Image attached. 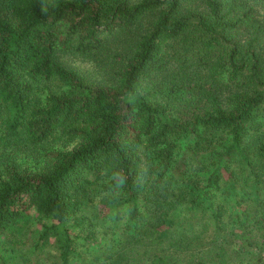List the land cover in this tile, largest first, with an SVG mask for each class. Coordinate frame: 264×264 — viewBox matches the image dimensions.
Here are the masks:
<instances>
[{
	"label": "trees",
	"instance_id": "trees-1",
	"mask_svg": "<svg viewBox=\"0 0 264 264\" xmlns=\"http://www.w3.org/2000/svg\"><path fill=\"white\" fill-rule=\"evenodd\" d=\"M33 223L50 264L264 249V0H0V245Z\"/></svg>",
	"mask_w": 264,
	"mask_h": 264
},
{
	"label": "rangeland",
	"instance_id": "rangeland-1",
	"mask_svg": "<svg viewBox=\"0 0 264 264\" xmlns=\"http://www.w3.org/2000/svg\"><path fill=\"white\" fill-rule=\"evenodd\" d=\"M65 61L72 66L81 68L89 71L91 74H101V70L98 66L91 61L82 60L73 56H66ZM225 206L229 208V211L234 209L235 205L232 199H223ZM105 213V212H104ZM39 227L37 223L29 225L27 231L21 235L22 241L9 246L6 243L3 244L1 241L0 245V264H50V258L47 255V251L44 250L42 253L37 254L36 251L31 250V241L36 237L35 228ZM239 230H237L238 232ZM254 237L250 240V243L241 244V239H235L231 242H225L226 252L224 256L218 254L217 249L208 251L188 250V251H177L173 248H169L166 244L155 247V250L163 254L172 264H188L191 259L192 261L199 260L211 262L212 264H224L223 261L230 264H253L257 260L264 259V249L257 244L254 240H257V236L254 233ZM3 235H0L2 240ZM258 242L259 239L257 240ZM151 248H147L150 250ZM23 259V261H22ZM86 254L82 253L80 257L72 260L71 264H82L88 262ZM222 260V261H221Z\"/></svg>",
	"mask_w": 264,
	"mask_h": 264
}]
</instances>
